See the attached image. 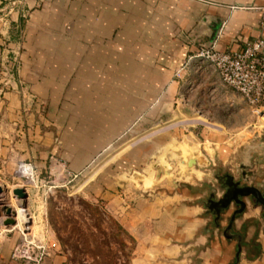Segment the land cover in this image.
Here are the masks:
<instances>
[{"label":"crops","instance_id":"obj_1","mask_svg":"<svg viewBox=\"0 0 264 264\" xmlns=\"http://www.w3.org/2000/svg\"><path fill=\"white\" fill-rule=\"evenodd\" d=\"M255 38L264 39V0H0V181L15 183L20 160L43 171L56 155L79 171L110 153L111 175L122 177L150 155L115 150L134 127L175 119L183 107L245 112L247 101L216 71L185 65L201 46L234 53ZM205 141L228 159L225 136ZM253 169L263 185L264 163ZM119 180L101 178L99 193L135 242L133 264H264L260 208L237 217L227 238L229 219L215 226L208 209L209 185L134 193ZM44 204L32 191L26 210L32 234L47 233L52 245ZM4 222L0 264H20L11 254L22 233ZM43 264H67L57 244Z\"/></svg>","mask_w":264,"mask_h":264},{"label":"rangeland","instance_id":"obj_2","mask_svg":"<svg viewBox=\"0 0 264 264\" xmlns=\"http://www.w3.org/2000/svg\"><path fill=\"white\" fill-rule=\"evenodd\" d=\"M215 27L219 31L221 23L218 22ZM258 39L264 41L263 38L252 39L242 49ZM180 112L172 120L165 118L162 123L134 127L126 138L114 146L115 150L116 147H126L134 151L141 148L150 151L145 163L135 162L133 169L124 172L122 177L111 175L110 172L111 163L114 165L117 161L116 153H113V157L110 153L102 158H93L79 171L56 155L49 157L43 171L31 160L18 161L13 175L15 183L8 185L0 181L5 189L0 196L3 201L0 210L10 205L20 209L24 203L14 193L15 185L20 188L24 184L15 174L21 162L31 163L43 178L49 177L50 171L59 165H64L74 175L66 187H54L55 183H50L45 188L33 189L31 192L45 203L50 233L67 264H133L138 256L135 242L111 211L109 201L100 195L101 178L108 184L111 176L114 180L121 179V183L131 185L134 193L139 191L137 188L142 191L157 183L165 185L172 180L193 181L200 174L196 175L193 168V176L188 177L187 163L194 157L204 159V151L208 149L204 142L212 133L225 136L231 149L229 162L221 167V171L235 169L245 160H264V112L256 113L248 103L245 112L234 109L192 110L188 107H183ZM213 117L219 118L225 125H213L210 121ZM191 120L194 122H189ZM203 168L199 166L197 171ZM165 170H169L171 175L164 174ZM43 209L45 211V207Z\"/></svg>","mask_w":264,"mask_h":264},{"label":"built area","instance_id":"obj_3","mask_svg":"<svg viewBox=\"0 0 264 264\" xmlns=\"http://www.w3.org/2000/svg\"><path fill=\"white\" fill-rule=\"evenodd\" d=\"M193 64L196 68L202 65L216 71L222 83L241 95L253 110L260 114L264 112V41L256 40L247 44L238 52H221L212 46H201L196 54L188 59L187 64ZM183 100L188 99L186 91L180 95ZM16 176L24 181L23 186L28 194L33 189H42L50 183H55L54 187H66L73 179L72 171L64 165H59L49 173V177L43 178L31 163L21 162ZM19 188V187H18ZM16 188V189H18ZM10 208L11 205L9 206ZM15 220L17 224L11 228H19L22 233L20 241L15 245L11 258L20 264H43L49 255L51 247L56 243H50L48 234L44 239H39L32 234V224L28 225L31 215L26 208L24 222L19 225V214L17 210ZM7 217L0 210V225Z\"/></svg>","mask_w":264,"mask_h":264},{"label":"water","instance_id":"obj_4","mask_svg":"<svg viewBox=\"0 0 264 264\" xmlns=\"http://www.w3.org/2000/svg\"><path fill=\"white\" fill-rule=\"evenodd\" d=\"M218 27L214 29V34L216 35ZM223 146L222 143H219ZM204 145L208 146L203 154V160L200 157L190 158L187 165L189 170L187 171L188 177L193 176L191 169H195L200 177H197L190 182H181L179 180H172L165 184L166 187H176L179 185H190L191 183H205L211 187V194L207 199V206L209 211L213 214L214 225L219 226L220 221L225 218L229 219L228 225L224 227L225 236L227 238H232V227L240 215H243L251 207L260 208L264 215V184L262 185L258 178L255 177L253 166L254 164L261 163L263 165L264 160L262 159H250L245 160L235 167V169H228V171H221V167L228 164L230 155L225 161L219 156L218 143L215 145L209 144L206 141ZM199 166H203V170L197 171ZM235 170V171H234ZM234 171V172H233ZM166 175H171L169 170L163 172ZM195 175V176H196ZM214 181V182H213ZM260 184V185H259ZM163 186V184H155L149 188L142 191L150 192L156 190L158 187ZM141 191V190H140ZM5 189L3 185L0 184V196L3 195ZM15 195L19 200L24 203L20 205L21 208H26V201L29 198V194L25 189H15ZM3 205V201L0 200V206ZM7 217L4 222L6 227H12L17 224L15 220L16 212L12 208L6 206L1 210ZM31 221L28 222V225ZM240 253L236 256V262L239 261Z\"/></svg>","mask_w":264,"mask_h":264},{"label":"bare ground","instance_id":"obj_5","mask_svg":"<svg viewBox=\"0 0 264 264\" xmlns=\"http://www.w3.org/2000/svg\"><path fill=\"white\" fill-rule=\"evenodd\" d=\"M11 207L13 208L14 206L11 205ZM15 210H17L18 214H19V222L20 224L22 225L23 224V220L21 219L23 217V215H25V211L23 209H16L14 208ZM19 210V211H18ZM24 219V218H23Z\"/></svg>","mask_w":264,"mask_h":264}]
</instances>
